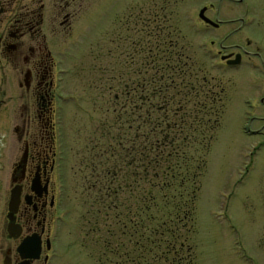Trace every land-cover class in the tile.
I'll use <instances>...</instances> for the list:
<instances>
[{
	"label": "rangeland",
	"instance_id": "obj_1",
	"mask_svg": "<svg viewBox=\"0 0 264 264\" xmlns=\"http://www.w3.org/2000/svg\"><path fill=\"white\" fill-rule=\"evenodd\" d=\"M209 2L220 13L225 12L227 3L216 5L214 0H94L92 30L80 33L77 46L62 56L60 62L61 67L68 69L61 74L57 87L66 99L60 100L62 114L56 120L64 148L62 173L66 201L63 205L69 211L62 226L55 264H100L97 258L102 252L105 232L101 216L96 223V212H91L92 172L84 160L90 157L89 149L94 146L92 139L100 130L99 124L105 121L108 126L113 106L120 107L123 101L120 98L117 105L113 102L115 93L120 91L117 80L123 56L119 53L118 21L125 7L126 13L131 14L128 36L135 39L142 33L143 52L152 43L146 22L143 21L142 32L135 30V14L140 11L145 15L153 10L170 13L183 34L184 39L180 40L186 47L189 44L185 47L187 52L197 57L208 77L216 76L224 86V112L207 153L195 202V228L189 239L195 254L194 264H264V118L257 103L264 92V56H244L238 65H226L216 57L222 46L233 42L244 45L245 39L264 46V0H242L234 4V14L240 18L234 28L239 30L226 38L218 32L196 30L199 8ZM105 3L109 4L108 8ZM161 6H164L162 11ZM130 39L126 58H132L135 63L139 60L131 52ZM254 44L248 49L253 50ZM107 48H110L109 57ZM145 56L144 53L143 61ZM107 62L111 91L104 98L98 95V84L91 85L92 68L94 65L102 69ZM127 72L133 75V69L128 68ZM14 146L18 153L20 144L16 140ZM93 219L96 230L92 232L89 224Z\"/></svg>",
	"mask_w": 264,
	"mask_h": 264
},
{
	"label": "flooded vegetation",
	"instance_id": "obj_2",
	"mask_svg": "<svg viewBox=\"0 0 264 264\" xmlns=\"http://www.w3.org/2000/svg\"><path fill=\"white\" fill-rule=\"evenodd\" d=\"M214 1L216 5L226 2L225 12L220 13L212 2L203 4L199 11L203 8L204 16L211 22L204 21L198 11L199 28L196 30L232 37L239 30L234 25L240 19L234 14V4L242 0ZM105 6L108 8L109 4ZM93 17L94 0H0V264H55L62 226L69 211L63 205L66 201L62 173L64 148L56 120L62 114L60 100L66 99L57 87L61 74L68 69L61 67L60 62L62 56L77 46L79 34L92 30ZM130 18L125 7L118 21L123 67L120 66L117 80L120 91L114 95L123 99L120 102L122 115L131 111L134 102L135 112L141 116V71L144 65L148 67L149 60V66L154 68V44L165 45L176 53L177 66L193 69L213 82V88L224 89L221 80L216 76L208 77L197 57L187 52L180 40L184 39L183 34L173 23L176 19L172 14L154 13V10L145 15L140 11L135 14V30L142 32L143 21L146 22L152 43L144 52L142 33L135 39L128 36ZM128 39L131 52L136 53L139 60L135 63L132 58H126ZM243 42L244 45L233 42L222 46L216 55L217 61L238 65L244 56H264V46L250 39ZM253 44L254 49L249 50ZM106 56H110V48ZM236 56L237 63L228 62ZM107 63L102 69L94 65L92 68L91 85H101L102 88L98 85L96 88L98 95L104 98L109 97L111 91ZM174 66L175 62L171 64ZM128 68L133 69V75H128ZM257 103L264 118V92ZM15 140L20 144L18 153H15ZM99 149L95 142L89 149L90 157L84 161L92 165L91 155L99 156ZM12 190L17 196L15 210L9 205ZM262 191L264 198V181ZM89 228L94 231L92 224Z\"/></svg>",
	"mask_w": 264,
	"mask_h": 264
},
{
	"label": "trees",
	"instance_id": "obj_3",
	"mask_svg": "<svg viewBox=\"0 0 264 264\" xmlns=\"http://www.w3.org/2000/svg\"><path fill=\"white\" fill-rule=\"evenodd\" d=\"M178 62L154 44V68L141 71V116L134 102L122 115L114 98L110 123L102 121L92 139L100 148L89 165L91 212L105 232L100 264L195 263V202L225 93Z\"/></svg>",
	"mask_w": 264,
	"mask_h": 264
},
{
	"label": "water",
	"instance_id": "obj_4",
	"mask_svg": "<svg viewBox=\"0 0 264 264\" xmlns=\"http://www.w3.org/2000/svg\"><path fill=\"white\" fill-rule=\"evenodd\" d=\"M203 11L204 9L202 8L200 11H199V16L202 17V19L206 22H211V20L204 16L203 14ZM238 57L236 56V58L232 59V60H228L229 63H237L238 62ZM9 205H10V209L12 210H15L16 208V205H17V196L14 195L13 193V190H12V194H11V198H10V202H9Z\"/></svg>",
	"mask_w": 264,
	"mask_h": 264
}]
</instances>
